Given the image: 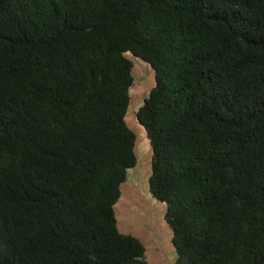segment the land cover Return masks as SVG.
<instances>
[{"label":"trees","instance_id":"trees-1","mask_svg":"<svg viewBox=\"0 0 264 264\" xmlns=\"http://www.w3.org/2000/svg\"><path fill=\"white\" fill-rule=\"evenodd\" d=\"M132 56L173 264H264V0H0V264H147Z\"/></svg>","mask_w":264,"mask_h":264},{"label":"rangeland","instance_id":"rangeland-1","mask_svg":"<svg viewBox=\"0 0 264 264\" xmlns=\"http://www.w3.org/2000/svg\"><path fill=\"white\" fill-rule=\"evenodd\" d=\"M133 62V84L130 86L129 108L126 112L127 126L134 130L137 164L128 169L120 197L114 209L122 233H132L145 247L147 264H173L176 252L171 238V227L165 222V204L150 194L148 179L151 171V144L147 131L139 123L136 113L143 100L155 85L154 70L149 63L137 56Z\"/></svg>","mask_w":264,"mask_h":264}]
</instances>
